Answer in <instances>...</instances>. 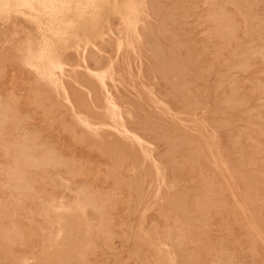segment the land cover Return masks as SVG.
I'll list each match as a JSON object with an SVG mask.
<instances>
[{"label":"rangeland","instance_id":"obj_1","mask_svg":"<svg viewBox=\"0 0 264 264\" xmlns=\"http://www.w3.org/2000/svg\"><path fill=\"white\" fill-rule=\"evenodd\" d=\"M114 1L108 0L107 6L99 5L97 8L96 29L74 36L73 40L67 43L65 47H59L54 51H47V49L55 41H50L48 35L40 33L38 26L32 23L26 14H16L8 17L6 20H0V112L2 113L3 110L5 112L3 114L8 112L6 116L0 113V119L4 116L3 119L6 118L4 120L5 123L7 122L5 126L4 120L1 119L2 121H0V123L4 124H0V170H4L0 171V182L6 181V184L0 183V203L2 204H0V217L5 218L4 220L2 219L3 221L0 220V232L2 229L10 231L12 229L13 231L11 241H7L0 235V238H2L0 239V243H3V246L0 245V264H71L67 259L58 263H55L53 260L54 254L63 253L68 247L61 244L64 240H62V237H64L63 230L59 229L57 231L58 234H56V219L50 211L52 205H62L63 209L59 212L63 215L67 212H84L87 216L89 224L87 232L90 235H82L79 238L77 234H72L69 238L71 242L81 241L82 239V243L88 240V238L92 240L95 250L93 249V251L88 252L86 255L88 264H155L158 258L168 264L170 257L176 258L179 264L184 262L182 258L177 256L172 247L160 246L162 239L156 234L155 227L167 223L168 217L174 213V209L172 208L173 204L155 198L154 188L158 186L157 182H160L159 186L162 190L165 192L168 190L174 199H176L177 193L181 190H188L189 199L185 204H188V207L192 205L193 200L191 196L199 193L197 183L199 181H197V178L199 179L202 175V170L198 166L195 168H183V172L181 171L183 175H181L180 190L175 192L172 189V176L169 170L170 163L167 164L168 158L165 155L170 148L168 144L172 143L175 135L183 133L184 126L189 129L187 135L191 136L194 135L196 130L208 128L209 125H212L211 120L216 118L218 121L220 117L228 118L233 125L240 129H244L250 123H254L253 127L261 131L258 134H254L253 138L249 139L250 141H242L239 147L245 155V162H248V164L241 167V174L254 178L253 180H255L257 186V201L255 203L256 210L254 211V216L264 230V118L254 121L248 120L249 113L246 108H239L231 112L227 111L221 116L223 113L217 112L216 109L223 102H213V100L211 102L215 94L216 97L219 96V89L215 88V85L218 81H221V98H228L230 95L229 89H231L237 95H245L251 98V102L247 103L252 106L256 107L263 103L259 100L258 94L252 89V83L257 82L264 74V63L258 60L254 63L252 61L249 62L246 56H248L247 53L252 49L263 48L264 41L245 42L243 44L246 52L245 55L238 56L234 60H230L231 62L228 61L229 63L220 64L222 55L219 51V46L221 45L218 42L219 40L211 41L206 37L207 32L210 31L209 29L213 30L210 20H208L209 18L212 19L211 10L208 7L209 0ZM260 2L264 4L263 0L259 1L258 13H264V5ZM192 5H196L195 8L193 7L194 10L192 9ZM207 7V10L210 11H208L209 13L206 12ZM22 11L24 12L25 10ZM263 13L262 15H264ZM209 14L211 17H208ZM200 18L203 19L202 21L205 19V22L202 23ZM238 33L239 31L234 33V40L239 39L240 33ZM252 45L253 47H251ZM246 48L248 49L246 50ZM216 51L219 52L215 54ZM93 60L100 62V68L94 65L95 62ZM176 60L181 61L182 68L186 72L185 80L188 83H186V86L182 85L179 87L180 95L182 94L181 97L183 96L185 101L178 102L180 104L176 102V105L170 104V107L175 112L168 114L160 106L155 105L157 102H152L141 94L143 90L148 89L151 92L153 91L152 93L158 99H164L163 93L173 84L174 78L173 73L169 71L165 81H162L161 77L156 74L158 63L165 64L169 70V67ZM242 64L243 66L250 64L251 67L242 68ZM201 70H206V72L204 71L203 73ZM249 70L250 74L248 73ZM95 74L101 78L104 84L103 88L93 78ZM59 83L64 88L66 86V93L69 100L75 105L73 106H78V111L74 108L76 113L81 112L85 114L87 113L85 112L87 109L90 108L92 110L91 113L94 114V117L92 116L93 124L96 126L94 133H90L76 122L75 117L67 109V105L60 93L56 94L51 89ZM192 90H195L194 92L200 90V93L197 92L198 94H196ZM214 91L215 94L213 93ZM106 93L113 95L121 104L124 130H119L118 134L104 127L106 124H111L110 128L117 127L112 111L105 106ZM202 93L206 96L205 101L207 102L203 101L204 96L202 98L197 96H201ZM194 95L196 96L194 97ZM80 101L81 103H79ZM43 102L45 104H42ZM88 103H93L94 106ZM191 103H198V108L191 111V116L187 119L186 115L182 116L180 113L188 114L183 108V104L189 105ZM6 105H12L13 107H9V111ZM179 105L180 107H178ZM53 108L56 111L54 114L51 112ZM13 111H16V113ZM8 114L13 115L9 117ZM96 114L98 115L96 116ZM173 114H177L181 121H176ZM14 115L16 116L15 118ZM145 115L148 117V121L143 120ZM18 116L19 118L23 117L25 120L17 118ZM158 116L161 117L159 118ZM11 117L12 119L9 123L8 121ZM13 122L15 126L10 125ZM183 122L184 125L182 124ZM63 125H66L73 132V137L59 130ZM14 127L17 130H14ZM2 129L6 131H2ZM138 130L141 131L137 133ZM153 130H156L154 131L155 133L163 131L168 140L154 141L152 137L154 135ZM130 131L141 136L144 142L141 148L135 144L132 146L127 144V141L121 137L122 135H128L131 133ZM10 132L11 134H9ZM231 132L220 131L217 133L221 143L227 148H229V143L234 139L236 133ZM24 133L26 135L20 136V134ZM173 134L175 135L173 136ZM30 136L31 138H35H32L34 141L29 140ZM80 139L87 142L86 147L79 142ZM98 143H103L107 153L99 154L97 152ZM23 144L24 146L30 145L29 148L32 150L28 147L27 150ZM146 146L150 147V151H147ZM50 147V151L52 149L55 151L52 150L53 153L47 157L49 159L48 162H41L43 157L41 155L42 151H48ZM93 147L95 148L93 149ZM143 153L149 155L152 160L154 159L156 165L149 164L148 160V163H146V158L141 155ZM180 153L176 157L178 160L183 158L185 151H181ZM18 154L22 155L19 156ZM162 154L163 157L161 156ZM31 156H33L34 160ZM51 156L54 157V160L51 159ZM253 156L259 158L260 161L255 160ZM15 158L17 161L14 162ZM158 158H161V160L159 161ZM251 160L255 162L250 163ZM20 161L22 164H19ZM39 164L43 165L40 166ZM69 164L72 168H70ZM15 165H17V168ZM65 165H68V167H65ZM38 166L40 167L38 168ZM50 168L52 169L50 170ZM156 169L159 172L158 179ZM18 170L22 172V176L20 175L21 172L18 173ZM90 170L93 171L91 172ZM66 171L68 173H63ZM72 171L74 174H72ZM1 173H4L6 176ZM9 176L10 178L17 177L19 183L30 185L23 184L25 188L16 186L13 188L14 186L8 184L10 183ZM20 176L21 178H19ZM5 177H7L8 181L5 180ZM20 179L24 180V182ZM26 179L30 183H27ZM135 180L143 183L139 190L140 197L142 198L139 211L141 209L149 211L145 219V227L148 235L154 241V245L156 244L155 248H160L157 249L158 253L155 248L154 250L150 247H141L140 240H143V232L136 230L139 226L141 213L131 217L129 223L136 231H133L134 234L128 236L125 244L120 235L117 234H113L108 240H103L101 236H97L95 227L97 226L100 212L94 211L91 206L87 205V197L85 196L88 194L98 204H103L107 209L113 208L112 206L115 202L120 203L125 200L128 196L125 186L133 184ZM7 185L9 186L7 187ZM215 185L217 187V184ZM31 187H33L34 192L36 191L35 193L31 191ZM26 188H29V190L26 191ZM18 189L22 192H18ZM41 190H45L46 192ZM16 191L19 194H16ZM24 193L27 195L25 196ZM28 194L32 195H30L31 199ZM130 195L133 196L134 193ZM221 197L224 201H215L216 215L209 221L206 229L201 226L198 219L191 218L193 232L191 239L184 245L185 253L198 255L207 263L208 254L219 253L222 243L228 238L229 240L227 239L226 241L228 252L226 254L232 257L234 262L237 264H264V252L262 249L259 248L257 250L255 259L249 256L252 242L247 240L244 234L245 220L235 218L230 210L229 201L224 199V195H221ZM14 200H17V202ZM206 200L208 199L204 198V201ZM2 209H5V211H2ZM4 215L7 218L9 216L12 217H9V220ZM177 217L180 221L184 219L181 215H177ZM165 219L167 220L166 222H164ZM11 220H13V223ZM14 220L18 221L19 223L17 224L19 225L15 224L14 222L16 221ZM3 222H5V226L7 225V227H3ZM223 224L229 227L228 236L223 230ZM25 234L28 238L24 236ZM21 237L23 238L21 239ZM21 240H26L28 245L25 242L23 244ZM5 246H7L6 249ZM26 246L29 247L26 248ZM139 246L142 250H138ZM78 252L82 253V249L79 250L78 248ZM134 253L136 254L135 256ZM138 254L141 255L137 256ZM44 257H47V259ZM42 258H44L45 262ZM39 260L41 262H37Z\"/></svg>","mask_w":264,"mask_h":264},{"label":"bare ground","instance_id":"obj_2","mask_svg":"<svg viewBox=\"0 0 264 264\" xmlns=\"http://www.w3.org/2000/svg\"><path fill=\"white\" fill-rule=\"evenodd\" d=\"M116 1L117 0H115L114 2H116ZM259 1L260 0H257V1L256 0H209V2H208L209 6L208 7H209V10H211V12L209 10H207L208 7L206 8V12L209 11L210 14L212 15V19L209 18L208 20H210V25L213 27V30L209 29L210 31H208L207 34H206V32H204V33L206 34V37L211 41L212 40H219L218 42H220L219 44H221L219 46L220 47L219 51L222 55V57H221V55H219V57H221L220 64H225L226 62H228L232 59L234 60L238 56H241L243 54L245 55L246 52H245V49L243 46V44L245 42L264 41V15H262V13H263L262 11H261L262 13L259 12L261 15L258 13V8L260 5ZM107 2H108V0H0V20H6L8 17L16 15V14H26L28 16V19L32 23H34L38 26L40 33L48 35L50 37V41H55V43L50 45V47L47 49V51H54L59 47H63V46L65 47L67 45V43H69L71 40H73L74 36H77L78 34L81 35L86 31L96 29L97 23H95V21H96L97 8L99 7V5H106L107 6ZM260 3H262V2H260ZM203 4H205V3L203 2ZM195 6L192 5L193 10H194ZM22 10H25V11L23 12ZM210 14L208 15V17H211ZM200 20L202 21L203 19L200 18ZM201 21H200V23H201ZM207 21H206V23H207ZM204 22H205V19H204V21H202V23H204ZM238 31L240 33V37L238 40H234V35H235L234 33L238 32ZM69 36H71V37H69ZM96 36H98V35L96 34ZM204 37H205V35H204ZM252 44H254V43H252ZM251 47H253V45ZM247 49L248 48H246V50ZM219 51H216L215 54ZM247 54H248V56H246V57L249 60V62L252 61V63H254L256 60H258V61L264 63V47L261 49H257V48L252 49ZM177 57H178V55H177ZM201 57H202V55H201ZM199 58H200V56H199ZM190 59L192 60L191 57H190ZM198 59H196V60H198ZM177 60L172 63V65L169 67V70L167 69L165 64L158 63V70H157L156 74L161 77L162 81H165L169 71L173 73V78H174L173 84L170 86V88L167 91H165L163 93L164 99H158L154 95V93H152L153 91L151 92L148 89L143 90V93L141 94L144 97H147L148 100H150L152 102H157V104H155V105L160 106L163 109V111H165L168 114H172L173 112H175V110L170 107V104L176 105V102L178 103V102H184L185 101L183 99V96L181 97L182 94L180 95L179 87L182 85L186 86V83H188V81L185 80L186 72L182 68L183 65H182L181 61H177ZM97 61H100V60H97ZM94 65L96 67L100 68V62H95ZM249 67H251L250 64H245L244 66L242 64V68H249ZM236 70H238V69H236ZM252 70H255V69H252ZM201 71H203V70H201ZM204 71L206 72V70H204ZM204 71H203V73H204ZM240 72H242V71H240ZM249 72H250V70L248 71V73ZM151 73H152V71H151ZM200 77H201V74H200ZM93 78L101 86V88L104 87V84H103L101 78L98 77L97 74H95ZM203 78H204V76H203ZM200 80H201V78H200ZM65 88H66V86H65ZM65 88L61 83H59L56 86L52 87L51 89H53V91L56 94L60 93L61 97L64 99V101L67 105V109L75 117L76 122L79 125H81L82 127H84L86 130H88L90 133H94L96 126L93 124V117H94L93 115L94 114L91 113L92 110L90 108L87 109V111H85L87 113H85V114L81 113L80 111H79L80 113H76L75 110H77L78 106L74 107L75 105L72 104L73 102L71 100H69V97L66 93ZM215 88L219 89V96L216 97V94L214 91L213 93L215 95H214V98L211 99V102H212V100H213V102H223L221 105L219 104L217 106V109H216L217 112L223 113V114H221V116L224 115V113L227 111L231 112L232 110H236L239 108H246L248 110V113H249L248 120L254 121V120H260V119L264 118V74L261 76V78L257 82L252 83V89L254 90V92H256L258 94L259 100L261 102H263L262 104H260L256 107L247 103V102H251V98H248L245 95H239V94L237 95L231 89H229L230 95L228 98H221L220 97V91L222 88V82L221 81L217 82V84L215 85ZM192 91L194 92L195 90H192ZM199 91H197V92H199ZM197 92H194V93L198 94ZM69 96H70V94H69ZM195 96L196 95H194V97ZM197 96L199 98H202L204 96V93H202L201 96H199V95H197ZM205 97L206 96L203 97V101L207 102V101H205ZM105 98H106L105 106H107L112 111V113L114 115L115 122L117 124V127L116 128H112V127L110 128L111 124L110 125L106 124V125H104V127L107 129H110L116 133L119 132V130H121V129L124 130V128H123L124 127V121H123V116H122V111H121V104L117 101V99H115L113 97V95H111L109 93L108 94L106 93ZM78 99H76V100L78 101ZM77 101H76V103H77ZM36 102H39V101H36ZM94 102H95V100H94ZM196 102H199V101H196ZM79 103H81V101ZM42 104H45V103L43 102ZM90 104L92 106H94L93 103H90ZM178 104H180V103H178ZM185 104H187V103H185ZM185 104H183V108L188 112V114L187 113H180V115H182V116L186 115L187 119H189L191 116V111H193L194 109L196 110L198 108V105H197L198 103H191L189 105H185ZM6 106L8 107V110H9V107L11 108L12 105L11 106L6 105ZM178 107H180V105ZM74 108H76V109L74 110ZM12 110H11V113H12ZM48 111H50V110H48ZM3 112H4V110H3ZM3 112L2 113L0 112V113H1V115H4V116H6V114L8 113V112H6V114H3ZM13 112L16 113V111H13ZM51 112L54 114L56 111L53 108L51 110ZM8 115L10 117V115L12 116L13 114H8ZM97 115L98 114H96V116ZM159 115H161V114H159ZM166 116H168V115L166 114ZM3 117L1 119H3ZM15 117L16 116L14 115V118ZM158 117L160 118L161 116H158ZM173 117L176 121H178V120L181 121L179 119V117L177 116V114H173ZM193 117H194V115H193ZM17 118H19V116ZM17 118H16V120H17ZM1 119H0V121H2ZM4 119H6V118H4ZM11 119H12V117L9 118V121H8L9 123L11 122ZM19 119H24V118L21 117ZM218 119H220V120L217 121L216 118L211 120L212 125H209L208 128H206L204 130L203 129L202 130H196L194 135H191V136L187 135V132H189V129H187V127L184 126L183 133L177 134V135L173 134V136L175 135L174 138L170 136L171 138H173V140H172V143L168 144L170 146V148L168 149L169 151L166 152L167 154H165V155L167 156L166 158H168L167 164L170 163L169 170H170V173L172 176V181H171L172 182V189L175 190V192L180 190L181 175H183L182 174L183 168H185V167L186 168H195L198 166L202 170V175L201 176L199 175L200 177L197 176V177H199V179L197 178V181H199V182H197L199 193L194 195V196H191V198L193 200L192 205L188 207L187 206L188 204H185V202L189 199L188 190H185V189L181 190L180 192L177 193L176 199H174L168 190H166V192L162 190V188L159 186L160 182H157L158 186H156L154 188L156 199L161 200L163 202L173 204V206H174L173 207L171 205L172 208L174 209V213L168 217V222L161 225V226H157L158 224L156 225L157 227L154 226L155 230H156V234L162 239L160 246L172 247L174 252L177 254V256L184 260V262H182L181 264H234V263L237 264L236 262H234L232 257H229L226 254V252H228L227 244H226V241L228 238L224 241V243H222L219 253H217V254L209 253L208 254V260H207L208 262L207 263L205 260H203L198 255L186 254L188 252L185 253V250H184V245L188 240L191 239L192 232H193V225L191 223V218L193 217V218L198 219L201 223V226L206 229L209 221L211 219H213L216 215L215 201L220 200V202H221L223 200L222 199L223 196L221 197V195H224V197H225L224 199L225 200L227 199L229 201L230 210H231L232 214L235 216V218H242L245 220L244 234L246 236V239L249 240L250 242H252V247L249 250L250 251L249 256L252 259H255L256 254H257V250L259 248L262 249L264 252V230L261 228L260 222H258L254 216V211L256 210L255 203L257 201V195H256L257 186L255 184V180H253L254 178L247 177L248 175L243 176L241 174V172H242L241 167L248 164V162L247 161L245 162V155H244V153L241 152V150H240L241 148L239 147V145L242 143V141L252 139L254 134H258L261 131L258 129H255V127H253L254 123H250L249 125L246 126V128L240 129L237 126L233 125V123L228 118L220 117ZM143 120L148 121V117L145 115ZM190 121L192 122L191 119H190ZM3 122L5 123V120ZM6 123H5V126L7 125ZM172 123L175 124L174 122H172ZM172 123H170V124L173 125ZM0 124H2V123H0ZM12 124H14V122ZM12 124H10V125L15 126V124L14 125H12ZM182 124L184 125V122ZM2 125H4V124H2ZM136 126L138 127V125H136ZM173 126H175V125H173ZM10 127H9V130H10ZM163 128L165 129V127H163ZM6 129L8 130V128H6ZM3 130H5V129H2V131ZM14 130H17V129L15 128ZM59 130H62L65 133H67L69 136L73 137V135H72L73 132L66 125L61 126ZM140 131L141 130H138L137 133ZM154 131H156V130H153L154 135L152 137H153L154 141H160V140H166L167 141L168 140L167 139L168 137L166 136V134L163 131H159L160 133H155ZM220 131L236 132L234 139L231 140L229 143V148L225 147L224 144L221 143V141L217 135V133ZM9 134H11V132ZM16 134H17V132H16ZM21 135H26V133L20 134V136ZM16 136H18V135H16ZM27 136H29V135H27ZM27 136H26V138H27ZM121 137H123L125 139V141H127V144H129L131 146L133 144H135L136 146L141 148L144 145V142H143L141 136L136 134L135 132H131L126 136L122 135ZM32 138L30 136L29 140L31 139V141H32L33 139H35V138H33V139ZM169 140H170V138H169ZM35 142H37V141H35ZM79 142L83 146H85V147L87 146V142H85L84 140L80 139ZM145 143H147V142H145ZM253 143H256V142H253ZM19 144H20V142H19ZM153 144H154V142H153ZM15 146L17 147V145H15ZM23 146H24V144H23ZM29 146L30 145L24 146V147H26V149L28 150ZM38 148H40V147H38ZM45 148H46V146H45ZM94 148L95 147H93V149ZM29 149L32 150L31 148H29ZM50 149H51V147L49 148L48 151L46 149H45L46 151H42L41 155L43 157L39 155L40 157H42L41 162H46V161L48 162L49 159L47 157L49 155H51V153H53V151H55L53 149H52L53 151L52 150L50 151ZM146 149H147V151H150L149 146H146ZM13 150H15V149H13ZM27 150H25V151L27 152ZM96 150L99 154L107 153V150L105 149V146H103V143L102 144L98 143V147ZM17 151L19 152V150H17ZM25 151H24V153H25ZM62 151H63V149H62ZM181 151L182 152L185 151V153L183 155V158L181 160H178L176 157L178 154H181L180 153ZM22 154H23V151H22ZM22 154H18V155L20 156ZM141 155H143L146 158V163H148L147 162V160H148L149 164H151L153 166L156 165V161L154 159L152 160L149 155H147L145 153H143ZM53 156L55 157V155H53ZM161 156L163 157V154ZM32 157L33 156H31V158ZM54 157H52L51 159L54 160ZM59 157H61V156H59ZM19 158H21V157H19ZM22 158H24V157H22ZM253 158H255V160H257V161H260V159L256 158L255 156H253ZM11 160H12V158H11ZM160 160H161V158L159 159V161ZM15 161H17L16 158L14 159V162ZM30 161H31V159H30ZM59 161H60V159H59ZM61 161L64 163L63 160H61ZM68 162H70V161H68ZM251 162H255V161L251 160L250 163ZM14 164H16V163H14ZM19 164H22L21 161ZM31 164H33V163H31ZM149 164H147V165H149ZM262 164H263V162H262ZM42 165H40V166H42ZM61 165H63V164H61ZM21 166H23V165H21ZM27 166H28V164H27ZM40 166H38V168ZM66 166L68 167V165H65V167ZM15 167L17 168V165H15ZM70 168H72L71 165H70ZM51 169L52 168H50V170ZM167 169H168V167H167ZM28 170H30V169H28ZM86 170H88V169H86ZM184 170H186V169H184ZM2 171H4V170H2ZM48 171H49V169H48ZM186 171H188V170H186ZM20 172L21 171H19L18 173H20ZM50 172H52V171H50ZM192 172H193V170H192ZM49 173H48V175H49ZM63 173H68V172L66 171ZM75 173H76V175H78L77 172H75ZM96 173H98V171H96ZM128 173H129V171H128ZM1 174L3 175L4 173H1ZM72 174H74V172ZM156 174H157V179H158V176H159L158 169H156ZM20 175L21 176L23 175L22 172ZM24 175H25V173H24ZM29 175H28V177H29ZM56 175H57V173H56ZM167 175H168V173H167ZM10 176H9V178H10ZM21 176L19 178H21ZM7 177H5L6 178L5 180H7ZM30 177H31V175H30ZM134 177H135V175H134ZM1 178H3V177H1ZM14 178L15 177H11L9 179L10 183H8L11 186H14L13 188H15V186L16 187H24L25 186V185L23 186V184H26V183H23V184L19 183V180L17 179V177L15 179ZM35 179H37V178H35ZM35 179H34V181L36 183ZM47 180H48V178H47ZM26 181H27V183L28 182L30 183V181H28L27 179H26ZM22 182H24V180ZM0 183L6 184V181H3V182L1 181ZM57 183H59V182H57ZM56 184H54V185H56ZM142 184L143 183H141L140 181L135 180L133 184H128L127 186H125L126 192L128 193V196L125 198V200L123 202H120V203L115 202V204H113V206H112L113 208H110V209H107L105 206H103V204L102 205L100 203L98 204L96 202V200L91 196L89 197L88 194H87V196H85V197H87V203H88L87 205L91 206V208L94 211L100 212V214L98 216L99 218L97 220L98 222L96 221L97 226L96 227L94 226L96 228L97 236L98 235L101 236L103 238V240H105V239L108 240L113 234H117V235H120L122 241L126 244V242L128 240V236L134 234L133 231L137 230L138 232H143V235H142L143 240L142 239L140 240L141 247L143 246L144 248H146V247H150L153 249L155 248L156 244L154 245V241L148 235V232H147L146 227H145V219H146V216H147L149 211L143 210V209H141L139 211V207L141 206L140 203L142 202V198L140 197V191L139 190H140V186ZM215 184H217V187ZM26 185H28V184H26ZM8 186L9 185H7V187ZM33 187H34V185H33ZM33 187H31V191L34 192ZM8 189H10V188H8ZM18 190H19L18 192H20L22 190V188H21V190L20 189H18ZM27 190H29V188H26V191ZM41 191L46 192L45 190H41ZM10 192H12V191H10ZM18 192L16 194H19ZM131 193H134V195L133 196L130 195ZM41 194H42V192H41ZM11 195H12V193H11ZM24 195L26 196L27 194L24 193ZM30 195H29V198L32 196V195L31 196ZM81 196H82V194H81ZM34 198H36V197H34ZM204 198L208 199L209 201L208 200L204 201ZM83 199H84V197H83ZM14 201L17 202V200H14ZM25 201H26V199H25ZM81 203H82V201H81ZM84 204H86V203H84ZM23 205H19V206H23ZM89 206H87V207H89ZM61 209H63L62 205H52L50 207V211L53 214L52 216L56 219V229H55L56 234H58L57 231L59 229L63 230L64 237H62V240L63 239L64 240H63V242H61V244L66 245L68 248L63 253H59L57 255L54 254L55 256H54L53 260L55 263H58V262H61L62 260L67 259L71 262V264H88L89 262L86 259V255L88 252H91L94 249V245H93L92 240L90 238H88V240H85V242L83 241V243H82V239H81V241L71 242L70 238H69L72 234H77L79 238L82 237V235H85V236L90 235L87 232L88 227H89V224H88V221L86 218L87 216L85 215L84 212H82V213H72V212L69 213V212H67L66 214L63 215L59 212ZM74 210H72V211H74ZM2 211H5V209L4 210L2 209ZM19 212H21V211H19ZM30 212H31V210H30ZM8 213H9V215H11L10 212H8ZM138 213H141L140 214V221H139V226L135 230V228L129 222H130L131 217H133V215L138 214ZM3 214H4V212H3ZM13 214H14V211H13ZM19 214H21V213H19ZM176 214L183 216L184 219L182 221H180ZM15 215L17 216V214H15ZM4 217L7 218V216H5V215H4ZM9 217L11 218L12 216H9ZM9 217L7 219L10 220ZM21 218H22V215H21ZM2 219L4 220L5 218L0 217V220H2ZM88 220H90V219H88ZM14 221H16V220H14ZM166 221L167 220L165 219L164 222H166ZM11 222L13 223V220H11ZM89 222H91V220ZM3 223H4V226L3 225L2 226L7 227V225L5 226V222H3ZM14 223L17 224L19 222L16 221ZM17 225H19V224H17ZM222 227H223L225 234L226 235L229 234V227L226 224H223ZM155 230L153 229L154 232H155ZM150 231H151V229H150ZM19 232H20V230H19ZM26 233H27V231H26ZM31 233H33V232H31ZM50 233H52V232H50ZM0 235H1V237L6 239L7 241L8 240L11 241V239L13 237V231H12V229H11V231L8 229H2L0 232ZM15 236H16V234H15ZM24 236H26V234ZM23 237H21V239ZM26 237L28 238V236H26ZM0 239H2V238H0ZM29 239H27V240H29ZM21 241H22V243L23 242L26 243V240H24V241L21 240ZM21 241H20V243H21ZM50 242H51V240H50ZM25 243H23V244H25ZM77 243H78L79 250L82 249V253L78 252ZM133 243H134V240H133ZM0 245L3 246V243L2 244L0 243ZM6 245H8V244L6 243ZM26 245H28V244L26 243ZM6 247L7 246H5V249H6ZM28 247L26 246V248H28ZM2 249L4 250L3 247H2ZM7 249H9V248H7ZM157 249H160V248H157ZM138 250H142L140 248V246H139ZM157 253H158V250H157ZM135 255L136 254L134 253V256ZM140 255L141 254H138L137 256H140ZM51 256H52V254H51ZM13 258H15V257H13ZM44 258L47 259V257H44ZM44 258H42V259L45 262ZM37 262H41V261L39 260ZM44 262H42V263H44ZM155 264H167V263H164L163 261L159 260V258H158L156 260ZM168 264H179V263L177 262L176 258L170 257Z\"/></svg>","mask_w":264,"mask_h":264}]
</instances>
